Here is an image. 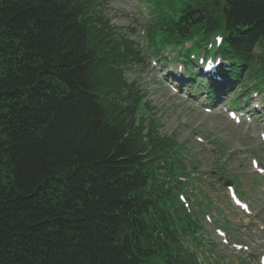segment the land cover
Wrapping results in <instances>:
<instances>
[{
	"label": "trees",
	"instance_id": "16d2710c",
	"mask_svg": "<svg viewBox=\"0 0 264 264\" xmlns=\"http://www.w3.org/2000/svg\"><path fill=\"white\" fill-rule=\"evenodd\" d=\"M139 2L145 55L190 67L219 37L218 74L264 85V0ZM106 3L0 0V264H199L184 149L126 79L141 51Z\"/></svg>",
	"mask_w": 264,
	"mask_h": 264
},
{
	"label": "rangeland",
	"instance_id": "374dc122",
	"mask_svg": "<svg viewBox=\"0 0 264 264\" xmlns=\"http://www.w3.org/2000/svg\"><path fill=\"white\" fill-rule=\"evenodd\" d=\"M105 1L102 11L113 30L141 51V62L128 68L126 79L145 93L144 100L159 123L158 134L174 137L184 149L189 174L185 197L204 231L197 261L259 264V257L264 256V85H259V77L247 73L209 102L200 93L205 92L204 86L192 91L188 82L179 84L168 77L170 65L161 62L162 54L156 59L142 52L148 23L143 3ZM258 52L255 48V54ZM225 83L222 80L219 85ZM239 84L240 91L236 89ZM236 97L241 98L242 111L232 103ZM220 177L234 182L236 196L249 207L248 215L232 205L228 190L218 182ZM219 232L224 236L219 237Z\"/></svg>",
	"mask_w": 264,
	"mask_h": 264
},
{
	"label": "bare ground",
	"instance_id": "6f19581e",
	"mask_svg": "<svg viewBox=\"0 0 264 264\" xmlns=\"http://www.w3.org/2000/svg\"><path fill=\"white\" fill-rule=\"evenodd\" d=\"M167 73L169 74V75H171L172 73H173V69H168L167 70ZM173 80V79H172Z\"/></svg>",
	"mask_w": 264,
	"mask_h": 264
},
{
	"label": "water",
	"instance_id": "95a60500",
	"mask_svg": "<svg viewBox=\"0 0 264 264\" xmlns=\"http://www.w3.org/2000/svg\"><path fill=\"white\" fill-rule=\"evenodd\" d=\"M230 184H231L230 182H226V183H224V186H225V187H229Z\"/></svg>",
	"mask_w": 264,
	"mask_h": 264
}]
</instances>
